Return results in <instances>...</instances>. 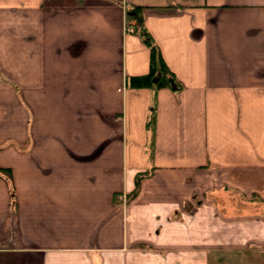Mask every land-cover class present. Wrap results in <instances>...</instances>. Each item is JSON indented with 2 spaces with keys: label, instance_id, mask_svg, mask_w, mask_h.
<instances>
[{
  "label": "crops",
  "instance_id": "1",
  "mask_svg": "<svg viewBox=\"0 0 264 264\" xmlns=\"http://www.w3.org/2000/svg\"><path fill=\"white\" fill-rule=\"evenodd\" d=\"M216 253L264 254V0H0V264Z\"/></svg>",
  "mask_w": 264,
  "mask_h": 264
},
{
  "label": "trees",
  "instance_id": "2",
  "mask_svg": "<svg viewBox=\"0 0 264 264\" xmlns=\"http://www.w3.org/2000/svg\"><path fill=\"white\" fill-rule=\"evenodd\" d=\"M138 10L139 8H131L128 10L127 15L129 19H131V22L132 20L135 21L143 41L150 48V67L146 74L127 78L126 86L132 88H153L154 90L165 87L170 88L173 91H179L181 89V84L176 80L174 74L168 69L161 57L158 47L155 45L150 34L143 27L142 18L141 15H139ZM149 175L150 172L137 174L135 176L134 189L128 194V201L137 196L141 180ZM12 197L13 193L11 192V198Z\"/></svg>",
  "mask_w": 264,
  "mask_h": 264
},
{
  "label": "rangeland",
  "instance_id": "3",
  "mask_svg": "<svg viewBox=\"0 0 264 264\" xmlns=\"http://www.w3.org/2000/svg\"><path fill=\"white\" fill-rule=\"evenodd\" d=\"M242 254H233V253H216L214 254V260H222L225 264H232V261H235V264H244L242 261H246L247 259L251 260L253 258L254 261L260 260L264 264V254H251L246 256H241ZM260 255V256H259Z\"/></svg>",
  "mask_w": 264,
  "mask_h": 264
},
{
  "label": "built area",
  "instance_id": "4",
  "mask_svg": "<svg viewBox=\"0 0 264 264\" xmlns=\"http://www.w3.org/2000/svg\"><path fill=\"white\" fill-rule=\"evenodd\" d=\"M126 29H127V31H129V32H132V31H133V28H131V27H129V26H128Z\"/></svg>",
  "mask_w": 264,
  "mask_h": 264
}]
</instances>
